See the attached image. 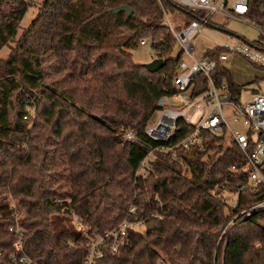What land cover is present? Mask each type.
Masks as SVG:
<instances>
[{"label":"trees","instance_id":"1","mask_svg":"<svg viewBox=\"0 0 264 264\" xmlns=\"http://www.w3.org/2000/svg\"><path fill=\"white\" fill-rule=\"evenodd\" d=\"M28 6L0 0V49L14 43L0 59V264H19L14 226L32 264H83L88 239L74 216L96 234L124 219L143 222L142 232L130 231L129 243L97 264H264V211L240 215L221 236L235 215L264 200V186L250 187L245 153L231 138L200 130L201 147L154 152L152 170L136 176L159 145L145 128L158 99L174 91L180 59L158 1L41 0L13 41ZM119 6L131 15L114 13ZM252 7L264 22L259 5ZM190 20L184 14L183 24ZM143 39L164 61L154 73L132 58ZM221 51L205 52L216 61L212 80L237 105L244 87L218 61ZM192 87L207 90V79L197 76ZM177 128L162 145L193 131L182 121ZM126 131L136 140H125ZM222 190L238 192L231 211Z\"/></svg>","mask_w":264,"mask_h":264},{"label":"built area","instance_id":"2","mask_svg":"<svg viewBox=\"0 0 264 264\" xmlns=\"http://www.w3.org/2000/svg\"><path fill=\"white\" fill-rule=\"evenodd\" d=\"M162 10L164 24L172 34L174 44L179 50V61L176 68V75L173 78L174 91L160 97L157 101L158 120L154 126H146L145 135L148 139L158 143V146L151 148L136 172L137 177L145 178L150 172V162L154 152L171 151L175 147L187 149L191 146H202L200 130H206L215 135H226L245 153L247 167L250 174V187L264 186V95L255 94L244 104V109L238 111V117L232 119L233 123L241 121L243 130L233 129L225 117V107L237 109V105L230 101L229 91L225 84L216 86L212 80V72L216 67V61L207 55L195 59L193 53V39L201 32L205 25H212L215 28L222 27L225 20L240 22L249 21L251 27L258 31V37L263 45L254 41H237L217 45L222 49L218 56L219 62H224L229 56H238L252 65L264 70V22L257 20L252 5H259L261 13L264 14V0H165L176 5L185 14L189 13L191 20L187 24L182 23L180 30L175 31L167 19L163 0H157ZM236 38V37H235ZM255 40H258V39ZM244 39V38H243ZM245 40V39H244ZM145 45L146 40L139 42ZM202 75L207 79L208 89L199 93H193L192 83L197 76ZM197 117L194 119V117ZM182 121L185 125L193 128V131L183 137L175 146H166L161 143L169 141L176 131L177 123ZM124 139L135 141V134L132 131L124 133ZM250 142L254 143L251 152H246ZM243 188H240L242 190ZM221 195L231 208L238 206V192L233 193L222 190ZM13 208V205H11ZM135 209H130L132 213ZM264 211V200L254 204L246 211L235 215L223 229L221 236L226 229L240 215H248L253 212ZM16 217V216H15ZM74 226L82 235L88 239L82 245L85 250V261L83 264H97L106 252L116 253L120 247L129 243L130 231L142 232L143 222H132L124 219L113 230L96 234L90 232L87 226L75 218ZM16 220V219H15ZM15 235L14 253L18 257L19 264H32L31 261L21 254L20 230L10 228ZM157 264H163L159 260Z\"/></svg>","mask_w":264,"mask_h":264},{"label":"rangeland","instance_id":"3","mask_svg":"<svg viewBox=\"0 0 264 264\" xmlns=\"http://www.w3.org/2000/svg\"><path fill=\"white\" fill-rule=\"evenodd\" d=\"M29 6L27 7L25 13L23 14L20 22L18 23L16 36L13 41L18 39L22 31L27 28L28 24L34 18L37 7L39 6L41 0H23ZM11 4L7 6H2V9L7 11L11 7ZM167 19L172 25L175 31H178L182 27L184 13L177 8H165ZM221 29H224L227 32H223L215 28L212 25H205L202 27L201 32L193 39V46L195 47V52L193 57L195 59L201 57L205 52L219 44L231 43L237 41L233 35L240 36L247 41H254L258 37V31L251 27L249 21L240 22L235 20H225L222 24ZM232 33L233 35H230ZM14 46L13 42H9L6 46L0 49V59L6 58L9 49ZM155 50L151 47V43L148 41L145 45H138L132 51V58L134 62L138 64H147L150 63L155 58ZM179 54L177 46L174 47L172 56L176 57ZM223 66L229 70L233 80L244 87V90L241 93L239 104L237 109L232 107H225V117L227 122L230 124L231 128L243 130L241 126V121L233 123L232 119L238 117V111L244 109V104L250 100L255 93L264 95V70L258 68L245 59L238 56H229L228 59L222 62ZM159 114L157 112L151 117L147 125L154 126L158 120ZM197 115L194 117V119ZM228 140V137L226 138ZM225 140V141H227ZM10 201V205H14ZM224 212L227 214V210L224 209ZM75 221L74 217L72 222ZM74 224V223H73ZM16 229V226H14Z\"/></svg>","mask_w":264,"mask_h":264},{"label":"water","instance_id":"4","mask_svg":"<svg viewBox=\"0 0 264 264\" xmlns=\"http://www.w3.org/2000/svg\"><path fill=\"white\" fill-rule=\"evenodd\" d=\"M174 5V4H173ZM174 7H177L176 5H174ZM178 8V7H177ZM179 9V8H178ZM113 12L114 13H118V12H124L127 16H130L132 11L129 7L127 6H119V7H116L113 9ZM185 14L187 15H190L189 13L185 12ZM218 30L220 31H223V32H227L225 31L224 29H221V28H217ZM230 35H233L232 33H229ZM234 37L238 38V39H241L245 42H247L246 40H244L243 38H241L240 36H237V35H233ZM164 64V61L160 58H154L150 63H147V64H143L142 66L150 73H154L158 70H160L162 68Z\"/></svg>","mask_w":264,"mask_h":264},{"label":"crops","instance_id":"5","mask_svg":"<svg viewBox=\"0 0 264 264\" xmlns=\"http://www.w3.org/2000/svg\"><path fill=\"white\" fill-rule=\"evenodd\" d=\"M223 65V64H222ZM258 94V93H257Z\"/></svg>","mask_w":264,"mask_h":264}]
</instances>
